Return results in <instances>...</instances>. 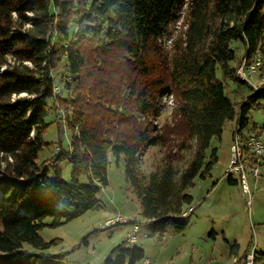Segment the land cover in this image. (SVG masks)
I'll return each instance as SVG.
<instances>
[{
    "label": "trees",
    "instance_id": "16d2710c",
    "mask_svg": "<svg viewBox=\"0 0 264 264\" xmlns=\"http://www.w3.org/2000/svg\"><path fill=\"white\" fill-rule=\"evenodd\" d=\"M183 6V39L165 59L160 44ZM257 53L264 54V0H0V264H64V255L22 246L43 251L51 244L39 235L44 227L99 208L111 157L123 162L141 216L174 234L185 231L182 207L192 201L186 191L217 162L216 149L206 157L211 139L220 140L228 122L244 130L252 109L264 112V81L238 104L227 94L229 82L249 88L235 71ZM61 67L59 88L53 73ZM167 93L175 97L185 139L178 149L192 153L183 169H174L169 157L146 179L140 157L164 141L155 120ZM51 113L57 152L39 162ZM60 121L71 132L67 150ZM63 162L71 167L68 182ZM228 183L237 182L229 177ZM115 252L105 264L145 258L136 247ZM236 252L234 245V264H245L247 253ZM252 254L255 263L264 262V254Z\"/></svg>",
    "mask_w": 264,
    "mask_h": 264
},
{
    "label": "rangeland",
    "instance_id": "374dc122",
    "mask_svg": "<svg viewBox=\"0 0 264 264\" xmlns=\"http://www.w3.org/2000/svg\"><path fill=\"white\" fill-rule=\"evenodd\" d=\"M178 15L177 22L169 26V36L160 44L165 59L172 54L174 42L179 38L183 39L186 30L184 6ZM232 47L239 57L244 54L239 43L233 44ZM259 56L264 59V54ZM240 66L241 63L238 68ZM62 72L61 67L53 73L55 85L59 88L58 79ZM261 73H264V67L251 75L252 84H247L249 88L241 86L237 89L229 82L227 94L230 99L235 104L244 100L252 88L257 89L264 81ZM217 77L219 78V74ZM175 101L171 93L161 98L155 124L164 141L148 147L140 157L139 169L146 179L154 173H159L169 157L175 159L172 161L174 169L181 170L191 156L192 150L178 149L177 144L185 139L181 136L182 126L178 124L175 115ZM53 116L51 113L46 118L49 126L42 138L47 145L42 147L39 153V162L49 163V159L57 152L58 131L56 123H52ZM248 119L247 127L243 131L240 130L241 134L237 137L235 136L238 125L234 128V122H228L223 127L220 140L211 139L206 157L212 149H216L217 162L212 165L208 176L204 179L195 178L193 187L186 191L192 201L190 205L182 207L184 214L180 216V220L187 224L182 233L174 234L167 225L163 227L149 223L141 216V204L125 180L123 162L116 165L111 157L107 168L108 184L97 195L100 207L59 226L44 227L39 235L44 242L51 243L47 249L39 251L27 244H23L22 249L49 256L64 255V264H105L107 259L115 256L116 252L112 254L114 249L133 247L143 250L144 259H148L150 264H234L235 255L231 254L234 245L237 246L238 258L244 253L254 251L264 254V165L259 166L256 179L250 176V169H247L250 195L242 193V180H237L236 175L225 173L227 164L231 163L232 137L235 138V145L243 148V152H248V149L250 152V146L244 143L249 142L248 139L253 134L264 141V112L252 109ZM58 125L61 130V147L67 150L71 132L63 122L60 121ZM173 131H177V136ZM186 144L194 146L192 141H186ZM242 156L241 162H248V155ZM59 167L62 179L70 181L71 167L65 162L60 163ZM229 177L237 183L229 184ZM190 208L192 212H188ZM115 215H120L126 222L104 226V223ZM44 222L49 225L51 219L47 218ZM131 222L138 224L139 230L136 241L128 245L124 239L131 230Z\"/></svg>",
    "mask_w": 264,
    "mask_h": 264
},
{
    "label": "built area",
    "instance_id": "2783aa9c",
    "mask_svg": "<svg viewBox=\"0 0 264 264\" xmlns=\"http://www.w3.org/2000/svg\"><path fill=\"white\" fill-rule=\"evenodd\" d=\"M260 67H258V63H255V66H253L252 71H258ZM241 72L242 76L246 77V84L251 85V72H244L241 62ZM253 89V88H252ZM56 93L55 88L53 89ZM237 129V128H236ZM245 145H250V152H243V148H238V146L235 145V138L232 137L231 141V163L227 164L225 173L228 175H236L237 180H242L243 182V190L242 193L244 195H250L249 188L247 186V169H250V176L253 179H256L259 172V166L264 165V141H262L258 136L252 135L251 140L249 142H245ZM241 155H248V162H241ZM188 212H192V209L188 210ZM117 218H122L120 215H115L112 219L107 220L104 223V226L109 227L112 225L117 224ZM131 230L126 235L124 242L128 245L133 244L136 241L137 233H138V224L130 223ZM141 264H150V261L148 259H144ZM245 264H257L255 263L253 259V254L249 253L246 254L245 257Z\"/></svg>",
    "mask_w": 264,
    "mask_h": 264
},
{
    "label": "bare ground",
    "instance_id": "6f19581e",
    "mask_svg": "<svg viewBox=\"0 0 264 264\" xmlns=\"http://www.w3.org/2000/svg\"><path fill=\"white\" fill-rule=\"evenodd\" d=\"M258 63V67H260V64H261V62H260V56H259V54L257 53L254 57H252L250 60H248V61H245V59L243 60V62H242V67H243V71L244 72H251V75L253 74V73H255V71H252L253 70V66H255V63ZM257 72V71H256ZM235 76L238 78V79H240V80H242V81H246V77H244V76H242V72H241V66L239 67V68H237V70L235 71ZM253 76V75H252ZM55 90H57L56 88H55ZM241 131H243V130H241ZM241 131H240V129H239V127H237V129H236V136L235 137H237L238 135H240L241 134ZM241 137V136H240ZM240 137H239V139H240ZM252 138V137H251ZM251 138H249L248 140H251ZM246 140V139H245ZM243 141V140H242ZM240 143H241V140H240ZM245 144V143H244ZM238 146V145H237ZM242 146V145H241ZM240 146V147H241ZM250 146V145H249ZM239 147V146H238ZM247 148V147H246ZM245 148V149H246ZM249 148V147H248ZM247 148V149H248ZM248 152H249V149H248ZM241 157H243L242 155H241ZM248 159V158H247ZM231 162V161H230ZM245 162H246V160H245ZM241 181V180H240ZM126 222V220H124L123 218H117V224H119V223H125Z\"/></svg>",
    "mask_w": 264,
    "mask_h": 264
},
{
    "label": "crops",
    "instance_id": "0c3cea01",
    "mask_svg": "<svg viewBox=\"0 0 264 264\" xmlns=\"http://www.w3.org/2000/svg\"><path fill=\"white\" fill-rule=\"evenodd\" d=\"M146 221H147V220H146ZM236 255H237V252H236ZM232 256H233V255H232ZM233 258H234V257H233ZM143 260H144V259H143ZM143 260H142V261H143ZM234 260H235V258H234ZM142 261H141V262H139L138 264H141V263H142ZM150 263H151V262H150Z\"/></svg>",
    "mask_w": 264,
    "mask_h": 264
},
{
    "label": "clouds",
    "instance_id": "9594fccd",
    "mask_svg": "<svg viewBox=\"0 0 264 264\" xmlns=\"http://www.w3.org/2000/svg\"><path fill=\"white\" fill-rule=\"evenodd\" d=\"M185 212V211H184ZM183 216V215H182Z\"/></svg>",
    "mask_w": 264,
    "mask_h": 264
}]
</instances>
